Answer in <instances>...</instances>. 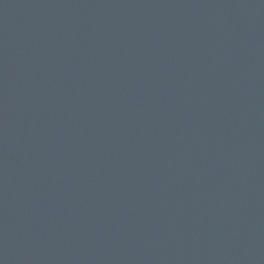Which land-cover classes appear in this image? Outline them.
<instances>
[{
  "label": "water",
  "instance_id": "1",
  "mask_svg": "<svg viewBox=\"0 0 264 264\" xmlns=\"http://www.w3.org/2000/svg\"><path fill=\"white\" fill-rule=\"evenodd\" d=\"M0 264H264V0H0Z\"/></svg>",
  "mask_w": 264,
  "mask_h": 264
}]
</instances>
